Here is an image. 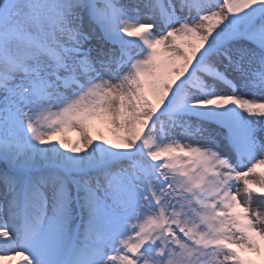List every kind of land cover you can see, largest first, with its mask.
Here are the masks:
<instances>
[{"label":"snow or ice","instance_id":"6c2138e0","mask_svg":"<svg viewBox=\"0 0 264 264\" xmlns=\"http://www.w3.org/2000/svg\"><path fill=\"white\" fill-rule=\"evenodd\" d=\"M0 264H264V0H0Z\"/></svg>","mask_w":264,"mask_h":264},{"label":"rangeland","instance_id":"374dc122","mask_svg":"<svg viewBox=\"0 0 264 264\" xmlns=\"http://www.w3.org/2000/svg\"><path fill=\"white\" fill-rule=\"evenodd\" d=\"M106 131H107V130H106ZM67 135H68V137H69L70 139H74V138L72 137V132L67 133Z\"/></svg>","mask_w":264,"mask_h":264}]
</instances>
